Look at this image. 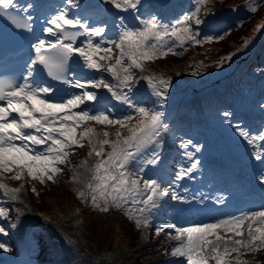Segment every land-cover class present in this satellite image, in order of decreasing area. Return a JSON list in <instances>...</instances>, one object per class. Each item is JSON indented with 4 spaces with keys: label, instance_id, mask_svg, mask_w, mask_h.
Returning a JSON list of instances; mask_svg holds the SVG:
<instances>
[{
    "label": "snow or ice",
    "instance_id": "6c2138e0",
    "mask_svg": "<svg viewBox=\"0 0 264 264\" xmlns=\"http://www.w3.org/2000/svg\"><path fill=\"white\" fill-rule=\"evenodd\" d=\"M67 2L73 7H79L74 0ZM105 2L121 11L135 12L138 11L141 0ZM208 2L209 0H197L195 11L169 24H164L154 15L148 18L137 16L139 26L123 27L118 39L109 41L108 47H103L102 43H95L92 39L103 37L105 27H93L80 18L70 17L67 8L51 16L47 21L49 26L43 31L54 39H39L32 45L35 57L28 66L24 82L0 79V189L15 200L16 194L23 188V184L20 188H10L3 181L4 173H13L10 177L13 180H23L27 176L40 183H56L57 174L64 171L60 165L68 163L70 154L87 143L90 146L88 156H95L97 159L91 167H88L87 161L82 162L81 166L91 175L86 183L81 182L83 187L76 190L78 198L90 204L93 210L104 213L112 209L123 211L138 229L150 226V220L144 214L151 215V210L158 208V198L167 196L171 185L161 187L157 180L144 179L140 174L143 172L142 168H130L149 146L160 145L162 134L168 126L164 123L162 111L137 106L127 93H118L116 88L126 87L130 90L134 81L133 70L146 71L145 62L165 57L169 53L175 54L177 42L180 47L186 42L200 44L197 32L193 31V22L197 26L203 23L200 13L204 11L207 14ZM260 3H264V0H246L245 6L255 13ZM33 7L31 3L21 5L18 0H0V17L17 29H30L32 17L22 16L21 13L26 14ZM70 28H81L83 33L69 31ZM261 29H264V23H258L255 31L259 32ZM85 34L87 40L77 46V37ZM169 39L172 40L171 44H168ZM206 39L211 40L213 37ZM250 43L249 39H245L243 47L247 48ZM234 54L222 57L217 66H222L226 60L230 61ZM74 57L82 58L88 69L110 73L118 84L114 87L103 76L99 79H77L73 75L69 79L66 73L69 61ZM36 65L42 66L47 76L73 85L81 90L80 93L71 95L62 102H53L48 94L56 90L50 85L41 86L39 81L29 83ZM144 79L153 87L157 96H165L163 89L169 86V79L156 74H149ZM90 88L107 89L117 100L131 107L136 115L112 119L106 112L93 114L86 102L95 101L97 94ZM81 105H85V108L75 111ZM230 115L231 113H224L225 117ZM134 119L135 123H132ZM90 122L105 126L118 125L116 138L110 139V133L106 130L98 132ZM121 129H126L128 134L125 135ZM236 130L249 143L255 139L264 141V132L251 137L249 131L239 126ZM106 146L110 150H106ZM155 147L152 158L147 161L149 164L159 161ZM256 159L264 160V155L257 154ZM196 167L197 162L191 163L190 167L181 169L176 174V179H182ZM78 179V174L73 176V182H78ZM32 192L38 195L35 186L32 187ZM171 199L182 198L172 195ZM6 214V210L0 208V216ZM166 229H174L175 234L165 232ZM4 232L5 229L0 227V233ZM161 233L175 241L165 252L170 251L174 258H183L178 264H252L240 257L245 253H256L264 249V210L186 227L172 224L157 226L155 234L159 236ZM0 249L10 251L5 243H0ZM233 253L236 254L235 257Z\"/></svg>",
    "mask_w": 264,
    "mask_h": 264
},
{
    "label": "rangeland",
    "instance_id": "374dc122",
    "mask_svg": "<svg viewBox=\"0 0 264 264\" xmlns=\"http://www.w3.org/2000/svg\"><path fill=\"white\" fill-rule=\"evenodd\" d=\"M195 7L190 11H195V8L197 7V0H192ZM210 1V0H209ZM238 0H232L230 4L235 3ZM142 2H145V0H142ZM260 5L264 6V3H260ZM224 7V6H223ZM207 14L206 13H200V18L202 21L204 19H211L213 17V13L215 10V6H207ZM259 8L255 13L250 12V10L246 7L245 12L241 11L238 13L237 16L234 17L232 20V23H226L222 24L221 30L217 33L209 32V31H202L201 28H195L193 26V31L197 32V38L200 37V41H208L207 37H213V39L223 35L225 31L229 30L232 26L233 27H239L244 21L248 23H253L249 33H244L242 37L248 38L249 34L253 33L255 31L256 25L258 23H261L263 21V17L258 14ZM205 15V16H204ZM207 15V16H206ZM183 18V16H182ZM181 18V19H182ZM180 19L179 17L165 22V24L174 23L175 20ZM247 24V23H246ZM246 38V39H247ZM115 38V40H117ZM111 41H114L113 38H111ZM172 40H168V44H171ZM194 42H186L183 47H180L177 44V47L174 49L176 52H182L186 46ZM213 45L209 43V46ZM210 49V50H207ZM214 48L211 46L206 48L202 51L203 54L206 52H212ZM207 50V51H206ZM233 50H230L227 53L223 54H213L209 55L207 54L206 60H208V63L204 64L200 60L201 55L197 54L193 56L189 61L188 64L185 66H178V68L175 70V73L173 71L168 70L165 71L164 68H158L153 69L150 68L146 64V71H140L139 69H134V75L140 72V80L138 82H132L131 89L129 90L127 88L126 93L128 92L129 99L132 101L133 104L137 106H144L148 108H152L155 110L162 111L164 115H171L174 113V107L176 101H178L181 97V95H186L189 100L195 98L193 101V104L195 101V106H189L188 111L192 110L193 113H198L194 117L196 119H201L204 122H208L212 126V134L211 140L215 137L216 142L215 144L216 148H219V146H227L231 152L235 153L237 156L244 155V148L248 149V145H245L246 139H244L242 136L239 135L238 131L236 130L237 126L243 128L244 130L248 131L249 126H252L248 122V119L246 118L253 117V115L258 116L262 115L264 112V109L262 108L264 105V64L263 67L259 70L256 69L253 72H244L238 64L232 63V59L227 62V67L217 66L218 62L221 60L222 57L227 56L229 53H232ZM234 53V52H233ZM115 55V53H114ZM261 59L264 60V56L261 57ZM114 62V60H113ZM127 62V61H126ZM153 62V61H152ZM209 68H212V70L209 73H205ZM207 68V69H206ZM189 69H192V71H189ZM206 69V70H205ZM205 72H202L204 71ZM253 70V69H250ZM179 73V75H178ZM149 74H156V75H163L164 78L169 79V86L163 91L165 92L164 97L157 96L155 94V90L153 87H151L146 79L144 77L148 76ZM174 76H172V75ZM103 76L105 79L106 77L110 76V73L104 72L101 70V75L99 78ZM98 78V79H99ZM219 81L217 82V80ZM106 80V79H105ZM173 82L177 85L174 86ZM214 83V84H211ZM213 87H218V91L213 94L212 96L216 95L217 93H220L216 97V100L210 101L208 97L209 90H212ZM96 92V89H89ZM131 96V97H130ZM145 96V97H144ZM211 96V97H212ZM215 102H219L221 104V107H217L215 105ZM206 103V104H205ZM263 103V105H262ZM205 105H208L205 107ZM205 109L204 114L201 113L202 109ZM196 109V110H195ZM108 115L114 117V119H119L125 115H136L134 110L131 107H127L124 109L121 113L114 112L111 108H109ZM200 112V113H199ZM231 113L229 117H225L224 113ZM188 113V112H183ZM181 113V114H183ZM190 114V113H189ZM184 118H189L187 114L182 115ZM252 119V118H251ZM241 120H245L246 125L240 126L239 122ZM91 126L95 127L98 132L105 131V125L96 124L95 122H90ZM201 132H204L205 130L202 127H199L198 130ZM82 130V129H81ZM124 134H128L127 130H125ZM164 140L165 138H162L161 143L158 147L155 146H149V148L143 153L141 157L137 159L135 164L130 168V170H138L140 168L143 169V172L140 173L144 179H148L151 177H145V174H147V169H145V166H143V162L148 161L152 158V150L155 147L156 148H163L164 146ZM245 145V147H244ZM216 148L213 149H205L203 152L206 153L207 151H211V153H216ZM80 150L79 147L75 149ZM107 150V146H106ZM110 150V149H109ZM74 151V152H75ZM72 152L70 154V157L73 155ZM69 157L68 163L65 165H60L61 168L64 169L62 173L57 174L56 183H53L52 181H46L45 183H40V186H48L49 187V194L47 195V198L50 199V201H47L46 204V211H40V214L45 218H52L56 219L59 222L67 223L64 217L65 215H71L73 212L74 215L72 218L82 217L83 223L85 222V225H83L82 231H85L86 239H82V243L89 246L85 240H94L96 241V248L93 244L91 247L94 248V252H99V256H96V254L87 253L85 248L80 249L75 247L74 244H77V238L71 234V232L61 226L60 224L53 223L51 224H42L40 223V217L36 216L32 213L34 212L33 204L30 202V210L32 212H28L26 209L22 207V205L19 204L18 198L13 200L11 198L10 194H7V197L0 196V208H3L6 210L5 216H0V227H3L5 229L4 233H0V243L7 244V235L10 230H12V233L19 236L20 240L22 241V236H25L27 239V243L25 245V249L22 251V243H20L19 250L17 253L13 254L14 260L17 262V264H50L46 259L42 258L40 255V246L36 242V239L34 238V232L35 230L41 229V231L44 232V229L52 228L57 233H59L60 237L59 239H56L55 237H52L50 242H52V245L56 247V252L54 256L59 255L64 250L70 251L73 255L79 256L77 259V264H104L103 263V257L108 260L107 264H146V262L149 260V256L143 257V254L146 252L147 248L144 246H137V247H130L127 246V248L124 245H127V240L123 236L121 229L119 228V224L117 222L116 216H103L101 217L94 215L91 216V214H87L86 212H81V207L84 205H80L79 208H76V206L73 203V198L69 195L66 196L67 193H63V186L67 183V172L68 170H73L78 174L79 181L74 182L75 185H77L78 189L83 187V183H81L80 177L84 172H87L86 168L81 166L82 163L78 165H73L71 158ZM89 158V157H88ZM172 159V158H171ZM142 165V166H141ZM167 172H165L162 175V178L165 179L167 174L170 172L171 168L170 165L166 168ZM12 173H4L3 175V181L9 185H14L15 188H20V184L17 183V181H10V175ZM91 175V174H90ZM90 178V177H89ZM162 178H161V184H162ZM153 179V178H152ZM164 187V186H161ZM3 192V191H2ZM26 191L24 188L17 193V197H23L26 194ZM71 195V193H70ZM163 199H165L163 197ZM26 200V199H25ZM75 206V207H74ZM16 211V214H15ZM54 211V212H53ZM57 214H56V213ZM70 212V213H69ZM124 213L123 211H119ZM118 212V213H119ZM81 213V214H80ZM162 212H159V214L156 217H159V222L155 221L154 224L155 228L157 226H163L165 224H172L176 227H184V225H177L174 222H171L168 218V215L170 216V211L166 213L164 216ZM27 216L30 217V219L27 218ZM62 216V217H61ZM163 216V217H162ZM40 218V219H39ZM153 220V219H152ZM154 221V220H153ZM11 227V229H10ZM186 227V226H185ZM171 231L172 234H175V231L172 229H166L165 232ZM76 233V232H75ZM77 234V233H76ZM223 235L224 233L221 232ZM44 235V233H43ZM80 235V234H79ZM162 238L161 240L168 246H172L175 244V241L170 240L168 236L165 233H161ZM146 234L143 236V233L140 235L139 243H144L146 241ZM22 244V245H21ZM123 245V246H121ZM44 247V245L42 246ZM49 248V247H48ZM105 249V251H103ZM127 249V250H126ZM51 251V250H49ZM244 251L243 249L241 250ZM0 252L9 254V251H5L4 249H0ZM25 252L24 257H21V254ZM78 252V253H77ZM115 253V254H114ZM170 253V251H169ZM2 254V253H1ZM233 257L236 256L235 253L232 254ZM108 256V257H107ZM109 258V259H108ZM242 260L247 259V261H252L251 256L245 253L243 256L240 257ZM183 258H174L170 255L168 257V261L165 263L169 264H178V261H182Z\"/></svg>",
    "mask_w": 264,
    "mask_h": 264
},
{
    "label": "trees",
    "instance_id": "16d2710c",
    "mask_svg": "<svg viewBox=\"0 0 264 264\" xmlns=\"http://www.w3.org/2000/svg\"><path fill=\"white\" fill-rule=\"evenodd\" d=\"M229 0H222L220 2L216 1V4H220L223 5L225 3H227ZM264 6H262L258 12V14H260L262 16V13L264 11ZM252 22L251 23H247L244 26H242L240 29L238 30H234L232 31L226 38L221 39L220 41H218L216 43V47H217V52L215 54H223V53H227L229 52L234 46H236L238 44V42L240 41V39L242 38V35L244 33H247L250 31V28L252 26ZM192 49L189 50V53H191ZM188 54V52H187ZM186 54V56H187ZM185 56V57H186ZM184 57V58H185ZM181 57H178L176 55L173 54H169L166 57L157 59V63L160 65H174V64H182L183 63V59ZM109 128H111L112 132H115L116 130H118L119 128H117L116 126H109ZM85 147H82L79 153H76V156H78L79 158H82L83 156H85L86 154V149ZM72 172L71 170H68L67 172V177H72ZM24 182H25V190L28 196L29 201L33 204V206L40 211H46V204L47 201H50V199L47 198V195L50 193L49 192V187L48 186H40L39 181L37 180H32L31 178H28L25 176L24 178ZM67 182L64 186H63V193H67L66 196H70L73 198V200L78 203V205H84V203L81 201L80 198H78L77 195L74 194L75 190H74V186L70 183ZM72 185V186H71ZM35 186L36 189V193L32 192V187ZM71 193V195H70ZM86 212L87 214H91V216L97 215L99 217H101L102 212L99 210H93L89 204V206H83L81 207V212ZM81 214V213H80ZM109 215H114L117 217V222L119 224V228L121 229V232L123 234V236L126 238V240L128 241L127 244L130 247H137L140 246L139 245V231L136 229V227L134 226V223L131 222L126 216H124V214L122 213H118L116 212V209H112L109 211ZM105 217V215H103ZM78 220V221H77ZM74 223L70 222V227H72L78 234V236L80 237V239H86L85 235V231L83 229V225H85V222L83 223V218L80 217V221H79V217ZM73 221V220H71ZM72 224V225H71ZM71 228V229H72ZM80 234V235H79ZM146 235L148 236V241H151L153 243V247L148 246L145 247L147 248L146 252L147 254H151V256H149L152 259L155 258H164L166 257V252L165 249H167V245L161 240L162 236L161 234L159 236H157L155 234V227L154 226H150L148 228V230L146 231ZM39 240L38 243L42 244V245H46L47 246V241H48V237L46 235H43V233L37 234ZM85 242H87L89 244L90 249H94L96 248V241L92 240H85ZM95 245L94 248H92V245ZM49 245V244H48ZM46 251V250H45ZM44 252V251H42ZM257 258L259 259V263L258 264H264V250H262L261 252H259L257 254ZM75 257L73 256V254H65L63 253L62 255V259L59 262V260H57L56 264H71L72 262H74Z\"/></svg>",
    "mask_w": 264,
    "mask_h": 264
},
{
    "label": "bare ground",
    "instance_id": "6f19581e",
    "mask_svg": "<svg viewBox=\"0 0 264 264\" xmlns=\"http://www.w3.org/2000/svg\"><path fill=\"white\" fill-rule=\"evenodd\" d=\"M88 1H90V2H93V3H97L98 5H101V6H103L104 4H106V2H105V0H88ZM76 3V2H75ZM167 4V3H166ZM165 4V5H166ZM84 5V3H82V4H80L79 5V7H82ZM65 6H67L70 10L72 9V5H70V4H68V2L67 1H65ZM109 6V5H108ZM144 9H146L145 8V6H144V3H140L139 5H138V11L139 10H144ZM122 12V15H126L127 14V12H125V11H121ZM135 12H137V11H135ZM135 12L133 11V12H129L132 16H137V15H135ZM122 17L120 16V19H121ZM146 18H148V17H146ZM123 27L124 26H122V30H123ZM75 63H80L81 65H84L83 64V60H82V58H77L76 57V61H75ZM61 91H65V90H61ZM68 91L72 94V95H74V94H76L74 91H72V89H68ZM68 98H70V96L69 97H67V98H65V99H68ZM65 99H63V100H65ZM62 100V101H63ZM117 110H119V109H117ZM198 124H200V125H202L201 123H199L198 122ZM255 130V129H254ZM168 154V153H167ZM167 154L166 155H164V156H167ZM168 179H170V178H168ZM5 192H3V194H4ZM0 194H2V190H0ZM5 196L7 197V194H5ZM28 212H29V208L27 207V209H26ZM31 212H32V210H31ZM33 213V212H32ZM34 214V213H33ZM35 215V214H34ZM180 220V219H179ZM181 221V220H180ZM174 230V229H173ZM0 264H11V260H9L8 258H6V257H4V256H1L0 255Z\"/></svg>",
    "mask_w": 264,
    "mask_h": 264
},
{
    "label": "water",
    "instance_id": "95a60500",
    "mask_svg": "<svg viewBox=\"0 0 264 264\" xmlns=\"http://www.w3.org/2000/svg\"><path fill=\"white\" fill-rule=\"evenodd\" d=\"M158 1H163V0H158Z\"/></svg>",
    "mask_w": 264,
    "mask_h": 264
}]
</instances>
